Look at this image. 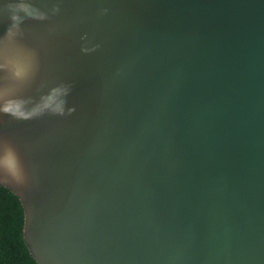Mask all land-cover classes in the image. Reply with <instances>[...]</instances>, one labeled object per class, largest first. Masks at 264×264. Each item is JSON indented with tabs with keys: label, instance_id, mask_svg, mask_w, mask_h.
<instances>
[{
	"label": "water",
	"instance_id": "95a60500",
	"mask_svg": "<svg viewBox=\"0 0 264 264\" xmlns=\"http://www.w3.org/2000/svg\"><path fill=\"white\" fill-rule=\"evenodd\" d=\"M5 61L29 108L70 87L0 114L39 264H264V0H0Z\"/></svg>",
	"mask_w": 264,
	"mask_h": 264
},
{
	"label": "clouds",
	"instance_id": "9594fccd",
	"mask_svg": "<svg viewBox=\"0 0 264 264\" xmlns=\"http://www.w3.org/2000/svg\"><path fill=\"white\" fill-rule=\"evenodd\" d=\"M19 9L27 13L29 18H45L43 16H33L29 11L28 5L21 4ZM11 20L12 24L6 30L5 38L9 36L14 37L16 33L13 30H18L19 25L22 23L21 18L17 15H13ZM0 71L8 74L6 80L9 82L20 80L23 76V72L20 68L9 65L7 61L0 63ZM9 82L0 86V114L11 116L16 120H30L43 115L45 112H51L52 114L60 116L65 115V108L67 105L66 97L70 93L69 86H61L53 89L47 96L42 97L39 103L29 108L28 105L30 101L15 95ZM74 111V108H68L67 114L70 115Z\"/></svg>",
	"mask_w": 264,
	"mask_h": 264
},
{
	"label": "trees",
	"instance_id": "16d2710c",
	"mask_svg": "<svg viewBox=\"0 0 264 264\" xmlns=\"http://www.w3.org/2000/svg\"><path fill=\"white\" fill-rule=\"evenodd\" d=\"M24 223L20 198L0 186V264H39L25 240Z\"/></svg>",
	"mask_w": 264,
	"mask_h": 264
}]
</instances>
